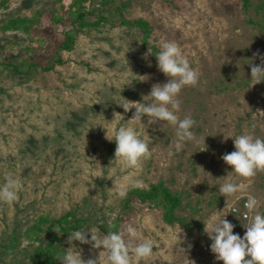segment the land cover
<instances>
[{
	"label": "rangeland",
	"instance_id": "rangeland-1",
	"mask_svg": "<svg viewBox=\"0 0 264 264\" xmlns=\"http://www.w3.org/2000/svg\"><path fill=\"white\" fill-rule=\"evenodd\" d=\"M261 1L252 0L253 6ZM72 3L0 0V186L6 174L22 183L17 202L0 203V238L17 217L58 216L77 205L83 212L102 208L101 218L111 224L123 198L115 180L126 192L137 180L142 187L164 180L185 195L182 214L197 226L188 233L184 225H169L162 207L145 204L119 230L126 240L131 238L124 230L130 226L138 237L154 241L152 256L139 264H223L211 252L204 221L212 216L223 219L232 203L248 195L257 198L258 211L264 214V172L242 180L221 159L235 151L234 138L225 141V134L264 138V81L255 84L251 78L252 64H264V35L247 22L242 0H89L91 20L100 13L108 20L85 27L74 48L60 52L65 62L58 64L56 48L72 26ZM48 9L64 19L3 30L14 16L28 14L33 19L34 11ZM120 13L148 19L151 43L160 50L163 42H175L200 74L196 86L181 90L177 115H191L196 121L191 131L201 142L186 141L176 152V129L164 121L149 124L145 115L134 128L148 138L152 156L138 169L113 160L116 143L105 138V128L114 134L135 112H126L117 102H143L154 84L166 83L169 77L158 69L154 53L144 58L149 47L142 44V31L117 23ZM31 61L38 65L35 70L18 71L30 72ZM48 66L52 68L46 70ZM116 112L122 116L113 121ZM228 180L244 183L247 191L227 201L218 184ZM91 229L106 234L97 226ZM67 240L66 248L73 246L85 261L103 250Z\"/></svg>",
	"mask_w": 264,
	"mask_h": 264
},
{
	"label": "clouds",
	"instance_id": "clouds-1",
	"mask_svg": "<svg viewBox=\"0 0 264 264\" xmlns=\"http://www.w3.org/2000/svg\"><path fill=\"white\" fill-rule=\"evenodd\" d=\"M151 54L153 52L149 47L144 58L147 59ZM155 55L158 69L169 77V80L163 84H154L151 91L143 95V102L128 99L117 102L126 112L133 108L135 112L131 119L127 120L126 125L122 123L114 130V134L110 135L109 130L103 126L106 129L105 138L110 142L114 140L116 143L113 160L128 169H138L144 160L152 156L148 138H141L134 128V125L142 122L145 115L149 118V124L164 121L176 129L175 138L172 141L176 152L183 150L186 141L201 142L191 131L196 124L191 115L182 119L177 115L181 109L178 98L181 90L185 86H196L199 83V72L191 67L175 42H163L160 45V51ZM251 78L255 84L264 81V64L260 66L252 64ZM121 116L119 112L114 113L113 121L120 119ZM229 137L234 138L235 151L225 153L221 159L232 168V172L242 180L252 178L258 172H264V138L245 133L237 136L225 134L224 140L226 141ZM206 149L207 147L200 151ZM218 185L219 193L225 196L227 201L229 197L247 191L244 183H238L235 180H228ZM114 186L118 188L120 197L126 195V188L117 185L116 180ZM132 186L142 187V183L137 180ZM21 190V181L11 174H6L5 183L0 186V203L17 202L18 193ZM258 203L255 196H247L244 205L247 212L243 214L247 223H244L246 232L243 238L239 234H234L235 225L225 218L228 213L223 219L218 220L212 216L210 221H204V232L212 240L210 249L215 254L216 260L223 261V264H264V214L258 211ZM124 231L131 239L126 240L122 233L115 231H108L103 236L97 229L71 232L67 240L69 244L79 241L81 244H91L93 249L102 248L103 250L97 258L85 261L80 251L74 252L72 246L56 258L61 260L62 264H139L140 261L152 256L153 248L156 246L153 240L138 237L137 232L130 226ZM89 233H91L90 239Z\"/></svg>",
	"mask_w": 264,
	"mask_h": 264
},
{
	"label": "trees",
	"instance_id": "trees-1",
	"mask_svg": "<svg viewBox=\"0 0 264 264\" xmlns=\"http://www.w3.org/2000/svg\"><path fill=\"white\" fill-rule=\"evenodd\" d=\"M88 1L73 0L72 26L64 32V37L56 48L58 53L56 63L58 64L65 62L60 52L72 50L78 34L84 31L85 27L97 26L108 20V16L100 13L97 19L92 21L90 16L93 13L88 9ZM103 1L108 4L112 0ZM6 6H10V3H6ZM242 8L247 22L264 35V0L256 6H253L252 0H242ZM63 19V16H58L54 10H37L33 12V19H30L28 14H19L10 18L4 23L3 30L28 29L29 24L35 22L58 23ZM117 23L128 28L141 30L143 46L150 47L154 54L160 51L156 44L151 43L153 26L148 19L143 17L131 18L120 13L117 17ZM12 67L18 69L16 65ZM28 67L30 72L22 69H18V71H24L28 74L31 73V70H35L38 65L31 61ZM51 68L52 66H48L45 69ZM145 204L162 207V218L169 225H184L188 233H192L197 226L189 217L182 214L185 205H187L185 195L182 192L174 191L164 180H160L151 183L148 187L130 188L121 200L118 216L111 224L106 219L101 218L104 214L102 208L83 212L81 205H77L58 216L39 214L30 220L17 217L10 231H6L0 238V264H62V261L56 257L63 254L67 249L65 242L71 232L89 230L92 226H97L105 233L108 231L119 232L123 221L143 211Z\"/></svg>",
	"mask_w": 264,
	"mask_h": 264
},
{
	"label": "built area",
	"instance_id": "built-area-1",
	"mask_svg": "<svg viewBox=\"0 0 264 264\" xmlns=\"http://www.w3.org/2000/svg\"><path fill=\"white\" fill-rule=\"evenodd\" d=\"M246 203V198L241 199L239 202H234L229 206L228 214L226 215V219L230 221L233 225H235L233 232L234 234H239L241 237L243 236V229L241 228L244 226V222H247L243 218V214L247 212L244 205ZM241 224V225H240Z\"/></svg>",
	"mask_w": 264,
	"mask_h": 264
}]
</instances>
